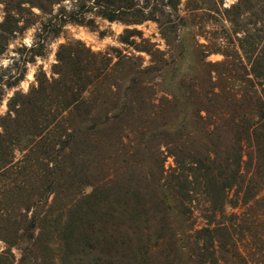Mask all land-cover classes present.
Here are the masks:
<instances>
[{
	"label": "rangeland",
	"instance_id": "rangeland-1",
	"mask_svg": "<svg viewBox=\"0 0 264 264\" xmlns=\"http://www.w3.org/2000/svg\"><path fill=\"white\" fill-rule=\"evenodd\" d=\"M5 2L0 0V23L5 18ZM38 2L45 4V11L24 4L22 15L13 13L23 30L0 41V134L5 128L19 131L21 141L14 153L18 164L29 151L25 134L35 126V113L27 97L39 86L38 80L56 86L66 79L59 72L70 76L84 71L90 79L98 70L104 74V80L84 94L89 98L96 91L99 99L86 123L82 124L79 112L66 111L57 124L51 125L56 126L49 132L56 151L61 150L56 143L65 139L67 130L85 132L72 143L74 148L62 150L63 158L58 159L65 168V188L50 197L55 215L61 216L54 240L65 246L71 244L69 253L74 255V264H82L81 258L84 264H200V257L189 255L192 242L184 240L186 252H181L183 241L175 242L165 229L171 219L162 213L159 191H144L161 167L166 178L172 177L176 163L171 152L184 148L191 139L187 134L192 127L178 134L174 127L163 132V126L158 125L164 122L163 114L173 108L183 110V103L194 90L203 92L215 84L219 89L235 88L239 96L255 95L247 80L257 81L254 68L264 72V0H178L175 7L170 6V0H150L146 11L174 26L170 45L157 22L148 20L130 26L110 22L94 9V0ZM74 13L83 23L70 19ZM128 30L142 32L147 40L143 46L155 52V59L122 42L121 37L126 36L142 43L137 36L127 35ZM215 48L229 56L211 51ZM151 65L155 71L146 76L150 89L128 96L130 72ZM182 85L188 88L182 89ZM120 112L122 116H118ZM190 112L192 107L186 111ZM106 119L108 124L96 127ZM181 119L182 114L178 125ZM42 121L37 126H45ZM244 160V174L251 178L257 161L249 143H245ZM255 180L263 195L264 170ZM69 185L71 189L66 190ZM231 198L238 201L234 192ZM199 201L198 206L206 204L204 197ZM243 210L241 206H227L229 213ZM254 210L264 213V206H255ZM194 219L197 228L205 224L198 209ZM254 227L264 234V225ZM45 233L46 239L51 238L50 230ZM239 245L243 248L244 243ZM26 247L12 248L15 264H22ZM9 249L0 241V255ZM52 256H47L50 264ZM217 258L219 264H245L234 252L219 250ZM42 260L38 264H43Z\"/></svg>",
	"mask_w": 264,
	"mask_h": 264
},
{
	"label": "trees",
	"instance_id": "trees-1",
	"mask_svg": "<svg viewBox=\"0 0 264 264\" xmlns=\"http://www.w3.org/2000/svg\"><path fill=\"white\" fill-rule=\"evenodd\" d=\"M7 1L5 18L0 23V41L7 37L10 39L23 30L16 15H22L26 11L24 4L29 3L43 11L46 9L45 4L38 2L41 0ZM43 1L55 4L64 0ZM177 2L178 0H170L169 3L171 7H175ZM149 3L150 0H94V9L110 22L119 21L129 26L153 20L159 24L163 38L170 45L174 26H169L160 16L148 13L146 10ZM70 19L83 23L75 13ZM126 34L137 36L142 43L122 36L123 43L137 51L146 52L155 59V52L143 46L147 40L143 38L142 32L128 30ZM211 51L229 56L218 48ZM154 71L155 66L151 65L130 72L129 86L126 88L128 96L150 89L148 86L151 82L146 81V76ZM253 71L257 81H247L251 83L254 96H239L235 88L219 89L215 84L203 92L194 90L183 103V110L173 108L174 112L161 116L164 122L158 125L163 126V132L174 127L178 134L186 133L192 127L187 134L191 139L186 145L183 144L186 149L177 147L171 152L176 163L172 177L166 178L164 167H161L153 183L147 184L145 190L141 189L159 191L161 198L158 201L163 206L162 213L171 219L165 229L171 233L175 242L183 241L180 243L181 252H186L184 240H190L193 246L189 255L200 257V264H219V250L234 252L245 264H259L257 261L264 264V259L261 258H264V234L254 227L264 225V213L254 210L255 206H264V194L261 195L258 191L255 180L264 170V72L255 68ZM65 73H58L66 79L59 80L56 86L48 81L38 80L39 86L27 97L32 113H35L32 120L35 126H30L31 130L25 134L29 139L26 148L29 151L20 164L14 159L15 150L21 141L19 131L5 128L4 133L0 134V241L10 247L0 255V264H15L16 257L12 248L21 249L23 244L27 247L22 264H26V261H36L38 264L42 259L43 264H50L47 261L50 253L53 254L51 264H74V255L69 253L71 244L65 246L54 240L58 236L57 226L61 225V216L55 215L50 197L65 188L62 182L65 168L62 161L58 160L63 158L61 151L72 150V143L78 136L83 137L85 132L77 128L67 130L65 139L56 143L60 146V151H56L55 140H51L49 132L56 127L51 125L57 124L66 111L79 112L82 124L89 120L99 99L96 91L89 98L84 94L89 93L96 83H101L104 74L98 70L90 79L84 71H75L70 76ZM13 85L14 83L10 84ZM187 88L182 85V89ZM52 92L56 94L52 96ZM16 100L17 96L11 100L10 109ZM22 104L18 106L21 108ZM190 107L192 112L187 114ZM12 111L15 113V110ZM181 114L182 119L178 125ZM122 115L120 112L118 116ZM40 120H43L45 126H37ZM108 123L109 119H106L97 123L96 127ZM56 129L59 130V127ZM245 143L254 148L257 161L251 178H246L243 171ZM74 168L75 166L72 171ZM66 169L69 170L67 167ZM68 189H71L70 185L66 188ZM232 192L238 201L231 198ZM200 197H204L206 204L203 206L197 204ZM228 205L234 209L241 206L244 210L241 213H229ZM196 209L205 221L199 228L194 219ZM49 230L51 238L46 239L45 232ZM239 242L242 245L244 243L243 248L247 253L243 252L241 245L238 246ZM255 256H258L256 260ZM80 261L85 263L84 258Z\"/></svg>",
	"mask_w": 264,
	"mask_h": 264
}]
</instances>
